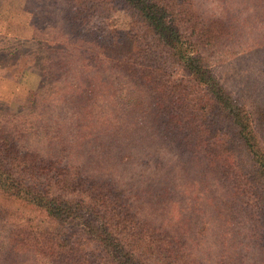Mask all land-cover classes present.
<instances>
[{"label":"trees","instance_id":"16d2710c","mask_svg":"<svg viewBox=\"0 0 264 264\" xmlns=\"http://www.w3.org/2000/svg\"><path fill=\"white\" fill-rule=\"evenodd\" d=\"M63 1L71 31L87 37L83 0ZM116 2L135 21L100 36L102 86H128L112 97L132 128L216 191L222 217L244 213L264 251V101L233 94L211 63L237 40L236 21L196 0ZM10 127H0V264H176L177 236L146 219L113 180L25 146Z\"/></svg>","mask_w":264,"mask_h":264},{"label":"rangeland","instance_id":"374dc122","mask_svg":"<svg viewBox=\"0 0 264 264\" xmlns=\"http://www.w3.org/2000/svg\"><path fill=\"white\" fill-rule=\"evenodd\" d=\"M196 2L238 25L237 40L211 55L213 68L242 100L264 101V0ZM80 6L88 32L78 39L63 0H0V127H18L25 146L113 180L146 219L177 236L176 264H264L251 220L238 211L233 221L222 217L216 191L205 192L173 152L132 128L112 97L128 86H102L100 36L131 28L133 12L116 0ZM91 35L98 38L87 41Z\"/></svg>","mask_w":264,"mask_h":264}]
</instances>
